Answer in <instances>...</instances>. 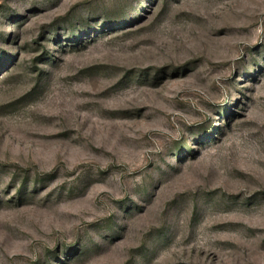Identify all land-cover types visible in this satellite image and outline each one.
<instances>
[{
	"label": "rangeland",
	"instance_id": "obj_1",
	"mask_svg": "<svg viewBox=\"0 0 264 264\" xmlns=\"http://www.w3.org/2000/svg\"><path fill=\"white\" fill-rule=\"evenodd\" d=\"M0 264H264V0H0Z\"/></svg>",
	"mask_w": 264,
	"mask_h": 264
}]
</instances>
